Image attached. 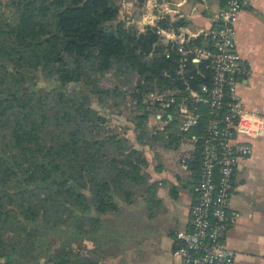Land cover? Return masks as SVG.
<instances>
[{
	"label": "trees",
	"instance_id": "trees-1",
	"mask_svg": "<svg viewBox=\"0 0 264 264\" xmlns=\"http://www.w3.org/2000/svg\"><path fill=\"white\" fill-rule=\"evenodd\" d=\"M122 1L0 0V264H99L96 245L84 254L73 241L101 239L104 216L118 215L120 203L143 200L150 215L158 205L161 181L146 170L143 146L173 150L188 139L183 186L196 185L206 103H195L198 117L186 130L178 104L210 82V70L191 56L182 67L176 46L157 33L185 27L181 12H163L165 0H155L152 24L137 26L128 13L114 24ZM146 4L136 0V12ZM207 37L191 36L184 45L200 46ZM109 73L115 84H101ZM151 91L175 96L155 132L142 102ZM127 101L138 110L133 126L123 127L133 140L108 127L93 106Z\"/></svg>",
	"mask_w": 264,
	"mask_h": 264
},
{
	"label": "crops",
	"instance_id": "crops-1",
	"mask_svg": "<svg viewBox=\"0 0 264 264\" xmlns=\"http://www.w3.org/2000/svg\"><path fill=\"white\" fill-rule=\"evenodd\" d=\"M135 2L132 3L134 19L131 17L133 20L129 22L137 26L152 24L154 17L148 10L151 7L146 4V11L138 14ZM160 6L166 12H181L185 16L188 23L177 35L196 36L209 29L212 14L219 8L220 1L165 0ZM127 9V0H123L120 14L128 13ZM121 19L124 20V17ZM234 39L237 51L249 67L247 77L238 83V95L248 109L264 114V0H246L235 22ZM129 131L131 133L127 136L133 140L132 129L129 128ZM192 147L191 143L185 146L186 153L181 155L180 160L175 161L174 154L169 155L171 170L164 172L161 167L155 170L152 180L161 182L156 190L159 202L153 214H148L141 200L132 205L119 204L120 212L124 208L138 214L136 222L117 221L119 214L104 216L106 221L102 223L101 235L103 255L99 264H182L171 252L175 245V231L188 228L193 192L183 186L187 166L182 160L188 157ZM172 186H176L177 190H172ZM230 204L239 212V217L229 225L225 234L228 246L239 253L235 264H264V132L252 141V153L237 176ZM89 240L93 253L95 242L93 238L86 241Z\"/></svg>",
	"mask_w": 264,
	"mask_h": 264
},
{
	"label": "built area",
	"instance_id": "built-area-1",
	"mask_svg": "<svg viewBox=\"0 0 264 264\" xmlns=\"http://www.w3.org/2000/svg\"><path fill=\"white\" fill-rule=\"evenodd\" d=\"M154 1L150 3L151 11ZM245 3L246 0H224L213 12L209 29L199 33L208 36L200 46L184 45L193 35L157 31L176 46L174 51L182 56V67L191 56L193 62L204 61L211 73L209 83H202L196 91L189 90L178 104L181 130L196 122V102L204 100L207 109L188 228L177 230L173 235L175 247L171 254L182 264H235L239 257L225 238L229 225L239 217L230 200L237 176L252 153V141L264 132V114L248 109L237 91L240 80L249 74L234 39L235 22ZM161 10L165 12L162 7ZM162 51L169 57L172 48L165 45ZM142 102L148 111L159 110L152 119L160 122L161 110L174 104L175 96L151 91ZM146 122L147 127H152L149 120Z\"/></svg>",
	"mask_w": 264,
	"mask_h": 264
},
{
	"label": "rangeland",
	"instance_id": "rangeland-1",
	"mask_svg": "<svg viewBox=\"0 0 264 264\" xmlns=\"http://www.w3.org/2000/svg\"><path fill=\"white\" fill-rule=\"evenodd\" d=\"M133 1L134 0H127V3L129 5V10L128 9L127 10H128V15H130L134 19L133 13H132ZM120 15L121 14L119 11L118 17L113 22L114 24L119 22V20H122V19H120ZM133 19H131V20H133ZM101 84L108 85V86L115 84V80L113 78V75L111 73L107 74L104 78H102ZM38 85L44 86V85H46V83L40 81ZM93 106L95 108L99 109V112L106 117L107 122L109 124L108 127H110L111 129H115L117 132H122L123 130H125L123 128V125H124V127L126 125L132 127L133 126V124H132L133 123V121H132L133 115L135 113H138V110L136 109L137 108L136 104L130 103L128 101L123 102V103L121 102L119 105L113 106V107L110 105V108H107V106L97 105L95 103H93ZM158 111H159L158 109L151 108L149 110L150 113L148 114V117L146 118L152 124V127H154L152 129L153 132H155L156 130H158L159 128H161L163 125L166 124V122L163 118L160 120V122L153 121L152 117H154V115H157ZM140 113H141V111H140ZM161 115H162V113H161ZM177 118L179 120H181V117L179 114H178ZM124 132L126 135L127 134L129 135V133H131V131H129L128 128ZM189 143L190 142L188 139L183 138L182 141H180L179 147L177 149H173V150H165L163 148H159L158 146H156V147L154 146L151 148L147 147V146H143L142 149L144 150V154L149 161V165L147 166L146 170L150 173L151 179L155 178L154 172H156L155 167L158 163L160 164V166L164 172L171 170L172 169V167H171L172 162L168 161V160H170L169 155L174 154L175 157L173 158V160H175V161H177V159L180 160V158H182L181 155L186 153L185 146H187ZM163 186L165 187L166 185H163ZM150 205H152V203ZM154 209H155V206L153 207V210ZM137 217H138L137 213H130L126 209L123 208V209H121V212L119 213L117 221H120L122 223L136 222L138 220ZM124 232H127V230H125ZM102 234H103V230L102 231L100 230L99 232H97L98 236H101ZM82 242L83 243L79 246L78 244L80 243V241L74 240L73 241L74 248H76V250L79 251L80 253H84V254L91 252V248H90L91 247V240L82 241ZM94 242H95V245H98V247H97L98 248V254H100L102 256L103 255V249H101V239L97 238V241L94 240Z\"/></svg>",
	"mask_w": 264,
	"mask_h": 264
},
{
	"label": "water",
	"instance_id": "water-1",
	"mask_svg": "<svg viewBox=\"0 0 264 264\" xmlns=\"http://www.w3.org/2000/svg\"><path fill=\"white\" fill-rule=\"evenodd\" d=\"M150 3H151V0H148V3H147L148 7L150 6ZM148 10H149V12H151L150 8H148Z\"/></svg>",
	"mask_w": 264,
	"mask_h": 264
}]
</instances>
